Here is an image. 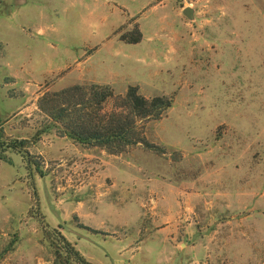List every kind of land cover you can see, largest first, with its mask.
I'll return each mask as SVG.
<instances>
[{
    "label": "rangeland",
    "instance_id": "374dc122",
    "mask_svg": "<svg viewBox=\"0 0 264 264\" xmlns=\"http://www.w3.org/2000/svg\"><path fill=\"white\" fill-rule=\"evenodd\" d=\"M92 83L170 99L149 146L39 108ZM0 136V264H264V0H0Z\"/></svg>",
    "mask_w": 264,
    "mask_h": 264
},
{
    "label": "trees",
    "instance_id": "16d2710c",
    "mask_svg": "<svg viewBox=\"0 0 264 264\" xmlns=\"http://www.w3.org/2000/svg\"><path fill=\"white\" fill-rule=\"evenodd\" d=\"M140 35H132L135 43ZM112 97L109 85L96 83L87 86L72 85L54 92H45L39 99V108L52 120L60 123L67 135L75 140L118 154L135 144L149 146L137 126L140 119L158 118L170 106L167 96L145 98L136 86H128L120 107L127 112L103 110V104ZM26 140H6L0 136V153L12 149L24 156ZM68 248V242H65ZM71 249V248H70ZM81 264H89L78 252H73Z\"/></svg>",
    "mask_w": 264,
    "mask_h": 264
},
{
    "label": "water",
    "instance_id": "95a60500",
    "mask_svg": "<svg viewBox=\"0 0 264 264\" xmlns=\"http://www.w3.org/2000/svg\"><path fill=\"white\" fill-rule=\"evenodd\" d=\"M182 12L188 18H192L193 17V10L190 7L184 8Z\"/></svg>",
    "mask_w": 264,
    "mask_h": 264
}]
</instances>
